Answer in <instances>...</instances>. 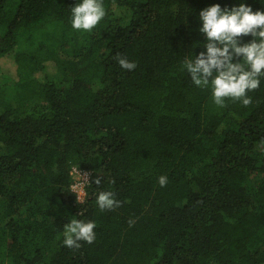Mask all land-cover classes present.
<instances>
[{
    "label": "trees",
    "instance_id": "trees-1",
    "mask_svg": "<svg viewBox=\"0 0 264 264\" xmlns=\"http://www.w3.org/2000/svg\"><path fill=\"white\" fill-rule=\"evenodd\" d=\"M79 2L0 0V264H264V75L221 107L183 67L206 52L201 10L264 0H102L91 32ZM101 191L121 206L101 211ZM73 219L92 244L63 245Z\"/></svg>",
    "mask_w": 264,
    "mask_h": 264
},
{
    "label": "clouds",
    "instance_id": "clouds-1",
    "mask_svg": "<svg viewBox=\"0 0 264 264\" xmlns=\"http://www.w3.org/2000/svg\"><path fill=\"white\" fill-rule=\"evenodd\" d=\"M71 11L73 29L88 32L96 28L106 15L102 0H81ZM199 20L202 24L199 31L205 36L206 52L186 59L183 67L194 85L201 88L211 86L213 102L217 106L223 107L226 98L248 106L251 97L247 93L259 88V77L264 75V11L253 12L244 3L230 10L214 4L200 11ZM248 35L253 37L251 42L241 45L239 38ZM254 37H258L259 41ZM236 57L240 59L233 62ZM241 58L243 63L240 62ZM117 62L123 70L136 68L135 62L123 57H117ZM84 181H88L86 176ZM93 182L99 185L100 178ZM167 183L166 176L158 178L161 187ZM96 204L101 211H111L121 206L110 191H101ZM132 223L129 221L130 225ZM95 228L93 221L73 219L64 226L63 245L78 250L82 246L81 241L92 244L96 238Z\"/></svg>",
    "mask_w": 264,
    "mask_h": 264
},
{
    "label": "built area",
    "instance_id": "built-area-1",
    "mask_svg": "<svg viewBox=\"0 0 264 264\" xmlns=\"http://www.w3.org/2000/svg\"><path fill=\"white\" fill-rule=\"evenodd\" d=\"M71 174H72L73 179H74V181L71 184V188L74 192L77 193L78 199L83 200L85 197L84 187H85V184H87L90 180V173H89V171L79 169L76 166H72ZM80 176H81V178H80ZM85 176L87 177L88 181L82 182L84 180Z\"/></svg>",
    "mask_w": 264,
    "mask_h": 264
},
{
    "label": "rangeland",
    "instance_id": "rangeland-1",
    "mask_svg": "<svg viewBox=\"0 0 264 264\" xmlns=\"http://www.w3.org/2000/svg\"><path fill=\"white\" fill-rule=\"evenodd\" d=\"M1 70L6 71L10 75H15V63L11 57L2 58Z\"/></svg>",
    "mask_w": 264,
    "mask_h": 264
}]
</instances>
